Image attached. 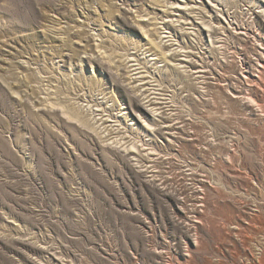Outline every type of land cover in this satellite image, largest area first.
Returning a JSON list of instances; mask_svg holds the SVG:
<instances>
[{
  "label": "rangeland",
  "instance_id": "1",
  "mask_svg": "<svg viewBox=\"0 0 264 264\" xmlns=\"http://www.w3.org/2000/svg\"><path fill=\"white\" fill-rule=\"evenodd\" d=\"M261 71L264 0H0V264H264Z\"/></svg>",
  "mask_w": 264,
  "mask_h": 264
},
{
  "label": "bare ground",
  "instance_id": "2",
  "mask_svg": "<svg viewBox=\"0 0 264 264\" xmlns=\"http://www.w3.org/2000/svg\"><path fill=\"white\" fill-rule=\"evenodd\" d=\"M251 1H257V0H251ZM257 3H260L259 1L257 2ZM235 4V2H232V5H234ZM237 8V7H236ZM237 10H238V8H237ZM241 70V69H240ZM264 76V71H261V77L258 79V80H256L257 82L256 83H258L259 85H262L263 84V79H262V77Z\"/></svg>",
  "mask_w": 264,
  "mask_h": 264
}]
</instances>
